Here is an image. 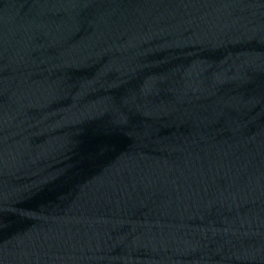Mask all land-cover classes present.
<instances>
[{
	"label": "water",
	"instance_id": "95a60500",
	"mask_svg": "<svg viewBox=\"0 0 264 264\" xmlns=\"http://www.w3.org/2000/svg\"><path fill=\"white\" fill-rule=\"evenodd\" d=\"M0 264H264V0H0Z\"/></svg>",
	"mask_w": 264,
	"mask_h": 264
}]
</instances>
